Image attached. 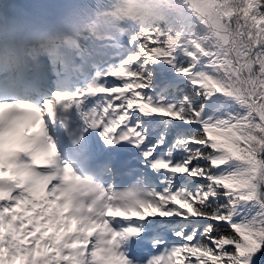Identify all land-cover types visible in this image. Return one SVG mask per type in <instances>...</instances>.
Listing matches in <instances>:
<instances>
[{
    "label": "snow or ice",
    "instance_id": "6c2138e0",
    "mask_svg": "<svg viewBox=\"0 0 264 264\" xmlns=\"http://www.w3.org/2000/svg\"><path fill=\"white\" fill-rule=\"evenodd\" d=\"M227 2L0 0V264H261L264 0Z\"/></svg>",
    "mask_w": 264,
    "mask_h": 264
},
{
    "label": "trees",
    "instance_id": "16d2710c",
    "mask_svg": "<svg viewBox=\"0 0 264 264\" xmlns=\"http://www.w3.org/2000/svg\"><path fill=\"white\" fill-rule=\"evenodd\" d=\"M234 5L233 4H230L227 2V0H225V4L222 8V11L225 12V13H230L233 9ZM235 7L239 8V7H242V5H240L239 3H237L235 5ZM246 14H247V10H246ZM260 258H261V263L264 264V252H261L259 254Z\"/></svg>",
    "mask_w": 264,
    "mask_h": 264
}]
</instances>
